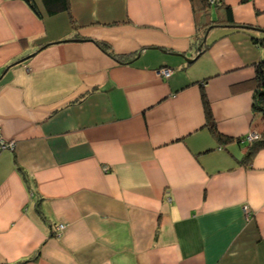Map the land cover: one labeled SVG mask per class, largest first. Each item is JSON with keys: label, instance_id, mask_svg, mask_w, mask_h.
Masks as SVG:
<instances>
[{"label": "crops", "instance_id": "crops-1", "mask_svg": "<svg viewBox=\"0 0 264 264\" xmlns=\"http://www.w3.org/2000/svg\"><path fill=\"white\" fill-rule=\"evenodd\" d=\"M220 1L204 48L196 0H0V264H264V0Z\"/></svg>", "mask_w": 264, "mask_h": 264}, {"label": "trees", "instance_id": "trees-1", "mask_svg": "<svg viewBox=\"0 0 264 264\" xmlns=\"http://www.w3.org/2000/svg\"><path fill=\"white\" fill-rule=\"evenodd\" d=\"M25 2L29 7L39 16L38 11L36 9V6L33 3V0H21ZM197 1V10L199 12H202V15L200 16L201 22H203V26L200 27L198 31H203L201 37H199L198 46L206 48L207 46L205 45L203 36L205 31L210 28V27H218L221 23L225 22L229 25L235 26L236 28H247L244 25H236L233 23L231 17H230V11L228 8H226L220 0H215L213 2H210V0H196ZM45 6H47V11L51 14L53 13H58V12H67L69 9L68 5V0H44ZM210 9H213L215 11H220V10H225L227 12L225 21H218L214 20L209 11ZM40 17V16H39ZM218 24V25H217ZM97 45L99 48L105 52L107 55L112 57L113 59L117 61H125L126 57H121L113 54L105 43L102 42H97ZM204 106H205V111L207 115V125L209 128L212 130H215L214 128V123L213 120L211 119V114L207 108V102L204 100ZM251 109L253 113L256 114H261L264 116V60L261 61L257 66L255 67V89L252 94V104H251ZM260 137L256 140H254L252 147L250 148V152L246 155L245 160L248 161L249 158L254 154V152L259 149L260 147L263 146V139H264V131L262 133H259ZM215 136L220 138L218 134L215 132ZM222 140V139H221Z\"/></svg>", "mask_w": 264, "mask_h": 264}, {"label": "built area", "instance_id": "built-area-1", "mask_svg": "<svg viewBox=\"0 0 264 264\" xmlns=\"http://www.w3.org/2000/svg\"><path fill=\"white\" fill-rule=\"evenodd\" d=\"M215 0H211V2H213ZM157 74L164 79H168L172 76L173 74V69L169 68V67H161L157 70ZM259 138V135L257 133H250L247 137H246V141L252 142L253 140H256ZM0 146L1 148H12L13 147V143H5L1 138H0ZM67 227L66 224H57L55 226L54 229V236L55 237H60L62 235V233L64 232L65 228Z\"/></svg>", "mask_w": 264, "mask_h": 264}, {"label": "water", "instance_id": "water-1", "mask_svg": "<svg viewBox=\"0 0 264 264\" xmlns=\"http://www.w3.org/2000/svg\"><path fill=\"white\" fill-rule=\"evenodd\" d=\"M259 31H262V30H259ZM262 32H264V31H262ZM31 56H33V55H31ZM187 62H191V60H187Z\"/></svg>", "mask_w": 264, "mask_h": 264}, {"label": "clouds", "instance_id": "clouds-1", "mask_svg": "<svg viewBox=\"0 0 264 264\" xmlns=\"http://www.w3.org/2000/svg\"><path fill=\"white\" fill-rule=\"evenodd\" d=\"M210 2H211V0H210ZM257 134H258V135H259V137H260V134H259V133H257ZM253 141H254V140H253ZM253 141H252V142H253ZM250 143H251V142H250Z\"/></svg>", "mask_w": 264, "mask_h": 264}, {"label": "rangeland", "instance_id": "rangeland-1", "mask_svg": "<svg viewBox=\"0 0 264 264\" xmlns=\"http://www.w3.org/2000/svg\"><path fill=\"white\" fill-rule=\"evenodd\" d=\"M262 31H264V30H262Z\"/></svg>", "mask_w": 264, "mask_h": 264}]
</instances>
